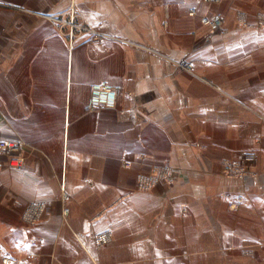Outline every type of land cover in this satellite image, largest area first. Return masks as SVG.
<instances>
[{
    "label": "crops",
    "instance_id": "crops-1",
    "mask_svg": "<svg viewBox=\"0 0 264 264\" xmlns=\"http://www.w3.org/2000/svg\"><path fill=\"white\" fill-rule=\"evenodd\" d=\"M71 5L101 41L69 45L49 17ZM263 20L264 0H0V141L26 157L0 154V261L264 264ZM96 83L115 108L87 112Z\"/></svg>",
    "mask_w": 264,
    "mask_h": 264
},
{
    "label": "built area",
    "instance_id": "built-area-1",
    "mask_svg": "<svg viewBox=\"0 0 264 264\" xmlns=\"http://www.w3.org/2000/svg\"><path fill=\"white\" fill-rule=\"evenodd\" d=\"M209 3H219L221 0H206ZM72 9V16L70 17V21L63 20L56 17H52L53 20L58 21L59 23H62L63 25H67L70 27L69 30V37L71 39V43H77L84 38H89L88 41H101L104 36L100 33H97L95 30H92L87 24L84 25H78L77 22V10L75 6H73ZM194 10L192 14H194ZM203 24L206 26L211 27L213 30L215 29H221L224 24V18L222 15H215V17H204ZM176 66L180 68L183 71H187L189 73H193L194 65L193 63L189 61H179L175 62ZM120 88L114 85H109L106 83H96L95 85L91 86L90 88V99L88 101V104L86 106V109L90 113H94L100 108L104 109H113L116 106L117 103V97L119 95ZM21 144L13 141H0V153L3 155H8L11 157L9 163V166L16 170V171H22L25 167V158L21 156ZM239 161H234L233 163L225 164V173L230 176H238L239 172H242V166L241 162H254L255 156L250 155V157H245L243 159H238ZM108 240L107 235H100L96 237L95 243L97 245L105 244ZM3 264H12V260L9 258H5L3 261Z\"/></svg>",
    "mask_w": 264,
    "mask_h": 264
},
{
    "label": "rangeland",
    "instance_id": "rangeland-1",
    "mask_svg": "<svg viewBox=\"0 0 264 264\" xmlns=\"http://www.w3.org/2000/svg\"><path fill=\"white\" fill-rule=\"evenodd\" d=\"M206 1V0H205ZM221 2V1H220ZM219 2V3H220ZM76 8V7H75ZM72 9H73V7H72V5L67 9V10H65L62 14H59V16L58 15H53V16H50L49 18L50 19H52V17H56V16H58L57 18H59V19H61V21H63V20H68V21H70L71 19H70V17L72 16ZM77 12V11H76ZM192 12H193V10L190 12V14L191 15H194V14H192ZM195 12V11H194ZM216 15H221V14H216ZM204 17H206V16H204ZM204 17H202V19L204 18ZM207 17H210V18H212V17H215V16H207ZM201 19V23L203 24V20ZM53 20V19H52ZM58 26H59V29H61L62 30V33H64L65 35H66V37H67V39H68V42H69V45L71 46V47H73V46H75V45H78L79 43H81V42H83V41H87V40H89V38H84L83 40H81V42H79V43H71V39H70V37H69V30H70V27L69 26H67V25H63L62 23H59L58 21H55V20H53ZM77 22H78V25H82V24H84V25H88L92 30H95V29H93L83 18H81V15H80V12H77ZM63 23H64V21H63ZM64 24H66V23H64ZM204 25V24H203ZM224 25V24H223ZM262 25L264 26V20L262 21ZM205 27H208L210 30H213L211 27H209V26H206V25H204ZM215 30H218V29H215ZM214 30V31H215ZM220 30V29H219ZM96 31V30H95ZM97 33H99L98 31H96ZM101 34V33H100ZM102 35V34H101ZM104 36V35H103ZM95 40H92L91 42H94ZM95 42H99V41H95ZM182 61H185V60H182ZM187 61V60H186ZM190 62V61H189ZM195 69V68H194ZM189 73V72H188ZM191 74V73H190ZM192 75L193 76H195V72H194V70H193V73H192ZM91 88V87H90ZM88 112V111H87ZM90 113V112H89ZM21 145H22V143H20ZM1 154V153H0ZM1 155H3V154H1ZM250 155H254L255 156V160H256V155L254 154V153H249V154H246V155H243V156H239V157H237V158H234V160H232V161H229V162H226L225 164H228V163H233L234 161H239L238 159H243V158H245V157H250ZM3 156H5V157H7L8 158V162L10 161V159H11V157H9L7 154L6 155H3ZM21 156H23L24 158H25V164H26V157L24 156V154L22 153V146H21ZM255 160H254V162H255ZM254 162H250V163H248V162H241V165L240 166H242V172H239V174H237L238 176H230V175H227L226 173H225V164L223 165L224 166V168H223V170H224V173L228 176V177H230V178H243V177H245V176H247L248 175V172H250V167H252L253 166V164H254ZM18 172H20V171H18ZM235 206V205H234ZM96 241V240H95ZM97 245V244H96ZM100 245H103V243L102 244H100ZM100 245H98V246H100ZM5 258H10L11 260H12V264H15V261L12 259V257L11 256H3L2 258H1V261H0V264H3V260L5 259Z\"/></svg>",
    "mask_w": 264,
    "mask_h": 264
},
{
    "label": "bare ground",
    "instance_id": "bare-ground-1",
    "mask_svg": "<svg viewBox=\"0 0 264 264\" xmlns=\"http://www.w3.org/2000/svg\"><path fill=\"white\" fill-rule=\"evenodd\" d=\"M73 6H75V5H73ZM14 142V141H13Z\"/></svg>",
    "mask_w": 264,
    "mask_h": 264
}]
</instances>
